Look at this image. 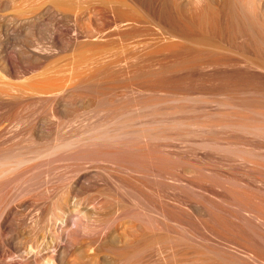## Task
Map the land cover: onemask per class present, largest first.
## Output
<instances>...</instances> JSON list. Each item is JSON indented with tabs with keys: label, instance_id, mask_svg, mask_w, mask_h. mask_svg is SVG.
<instances>
[{
	"label": "bare ground",
	"instance_id": "6f19581e",
	"mask_svg": "<svg viewBox=\"0 0 264 264\" xmlns=\"http://www.w3.org/2000/svg\"><path fill=\"white\" fill-rule=\"evenodd\" d=\"M245 79L264 84V0H0V264H264L259 187L228 191L236 150L207 139L189 163L151 144L169 138L154 125L100 124L133 86L128 102L147 92L197 127L256 136L264 87ZM214 150L223 161L204 169ZM116 158L151 162L154 191L116 204Z\"/></svg>",
	"mask_w": 264,
	"mask_h": 264
},
{
	"label": "rangeland",
	"instance_id": "374dc122",
	"mask_svg": "<svg viewBox=\"0 0 264 264\" xmlns=\"http://www.w3.org/2000/svg\"><path fill=\"white\" fill-rule=\"evenodd\" d=\"M257 82H256V81ZM245 84L250 82V85L252 86H258V82L260 83V81H258L257 79H245L244 80ZM254 82V83H253ZM256 83V84H255ZM116 84V86H119V84ZM255 84V85H254ZM259 87H264L263 83L259 84ZM121 90H123L125 92V99L123 100H116V112L114 113L113 111H108L109 109H106V111H104L101 115L100 118V124H105L108 125L109 128H113L115 129V127L119 128V126L121 127L120 130L116 129V133H140L139 130L141 131V127L145 128L144 126L151 124L150 126L156 127L152 128L150 127L149 129H153V131L155 130V133H166V135H169L168 140H162V141H152L151 144H162L164 145L163 150L166 151L168 153V157L170 158V154L171 153H176L179 155V153L183 152L182 155L184 154L183 158L185 160H187V162L189 163H193L195 162L196 159L195 156L197 157L199 155L200 156V151L203 150H199L197 149L199 146V144H201L202 142L206 141L207 139L210 140H214L216 143H221L224 145L229 146L228 148H232L234 150H236L234 153L229 152L228 156L225 157V161H227V164H229L230 166H228L229 171L231 168V171L228 173V177H230V179L233 181L232 184L228 187V191L230 193H232L233 197L235 198L236 193L237 195H244L241 194L242 192H244L245 194L248 193H255V192H251V190H249V192H246L247 189H244L239 191V188H242L240 183H245V182H249V183H254V185H258L259 187V192L258 190H256L258 194L255 193V195L259 198L262 199L264 196V133H257L256 136H254L256 133H254V135H250L247 133H236V132H231L225 135L223 134L222 131H219V129H210V130H206L203 129V126H198V123H201L202 120H199L198 118H196V116L190 112L187 111H183L182 108L180 107L182 105L181 102H171V103H165V104H161L158 106H156L154 104V102H152V104H154L155 107H152L150 101H147V92H143V98L145 99V101H141L143 103H136V102H128L130 99V96H132L133 94H135V89L133 86H129V88H124L121 87ZM105 98V96H104ZM84 101H86V103L88 102V96L86 95L83 99ZM147 103V104H146ZM150 104V105H148ZM145 106H149L150 109L146 108ZM174 109H179L181 110V112H171V110ZM127 110V111H126ZM123 112H130L127 113L128 115H126V117L124 116L125 114ZM155 113V115H151L153 113ZM124 115H123V114ZM120 114V116H119ZM122 114V115H121ZM116 118H115V116ZM114 116V117H113ZM113 118V120H111ZM128 119L129 122V128L126 126ZM218 119V118H216ZM260 119V118H259ZM116 120V122H115ZM262 120V119H261ZM260 120V121H261ZM264 120V119H263ZM263 120L261 121L263 124ZM126 121V122H125ZM190 122L191 124L187 127V125L184 127H179L181 125H185V122ZM259 121V120H258ZM125 122V123H124ZM179 122L182 124L179 125ZM204 122V121H202ZM207 122V121H205ZM124 123V129L122 128L121 124ZM91 124V117L90 114H85L84 117V129L85 131L88 130L89 126ZM172 124H174L173 126H171ZM178 124V126H177ZM176 125V126H175ZM192 125V126H191ZM264 125V124H263ZM147 126V129H148ZM173 128H171V127ZM175 127H179L174 128ZM127 127V128H125ZM170 127V128H169ZM200 127V128H199ZM141 128V129H140ZM199 128V129H198ZM207 128V127H205ZM146 129V128H145ZM208 129V128H207ZM149 131V130H148ZM147 131V132H148ZM222 134L225 136V138H223L224 136L221 135ZM264 132V131H263ZM69 133H78V130L75 127H71ZM179 135L180 139H178L179 137L177 136V138L175 137L176 135ZM171 137V138H170ZM228 138V139H226ZM135 145V143H133ZM139 144V143H138ZM134 145H130L131 147H133ZM136 146V145H135ZM134 146V148H135ZM138 146V147H137ZM136 148H139V145H137ZM141 146V145H140ZM130 147V148H131ZM133 148V149H134ZM136 148L133 150L131 148V153L132 152H139L138 150L136 151ZM229 149V150H230ZM133 150V151H132ZM140 150V149H139ZM192 150H196V154L195 156H193L195 153L194 151L192 153H194L192 155V157L189 154V152L191 153ZM233 150V151H234ZM181 151V152H179ZM189 151V152H188ZM200 152V153H197ZM206 152V150H204ZM141 152V150H140ZM184 152H188L187 156L191 157L190 159L186 156V153ZM241 152V153H239ZM136 153V155H137ZM144 154H147L148 152L143 151ZM239 153V154H236ZM139 154V153H138ZM201 154H204V152H202ZM236 154V155H235ZM241 154V156L244 157V159L246 158L247 160H244L243 157H239ZM135 155V154H134ZM205 155V154H204ZM139 157V155H138ZM194 157V158H193ZM188 158V159H186ZM194 160H193V159ZM222 158V157H221ZM243 160H241V159ZM118 158H116V204L117 201H119L121 198L122 199H127V198H132V197H137V196H141L143 197L144 194H146L147 196L150 195L151 191H154V188H152V186L155 183V178H153L150 173L153 171V169H150V163L148 161H144V162H139L140 160L137 159L138 162H136V160L134 161V166L132 165V168L130 169L129 164L127 165L126 162L125 164L122 162H120L119 160H117ZM204 159H208V158H204ZM211 159V160H210ZM220 156L219 153L214 150L212 152V157L210 156L208 160H204L202 162H198L201 166L204 167V169H213L214 166H216L217 164L219 165V163L221 161H223V159L219 161ZM227 159V160H226ZM219 161V163H218ZM223 162V163H224ZM107 163L105 162V164H100L101 166H105ZM137 164V165H136ZM212 164H214L212 166ZM136 165V166H135ZM157 165L156 162H154V164L152 163L151 168L155 167ZM217 165V166H218ZM136 167V168H135ZM218 169V167H216ZM192 168H190V166H188V169H185V167H179L178 168V173L183 175V178H192L194 177L192 175ZM214 169V170H217ZM186 170V171H185ZM151 171V172H150ZM194 171V170H193ZM230 175V176H229ZM258 181V182H257ZM231 182V181H230ZM257 182V184H255ZM248 183V184H249ZM240 184V186H239ZM251 185V184H250ZM253 185V184H252ZM257 187V188H258ZM168 195L172 196V195H178L179 191L178 190H172V191H168ZM240 192V194H239ZM248 195L249 196H252ZM235 195V196H234ZM242 197V196H241ZM240 197V198H241ZM244 197V198H243ZM242 197V201L246 200L245 198H247V194L245 196ZM239 198V196H237V199ZM239 198V200H240ZM244 199V200H243ZM249 199V198H248ZM99 200V202L102 200L101 197H98L96 199H94V197H90L89 199L86 200V204H92V202H95ZM247 201V200H246ZM231 204L233 202H230ZM229 206V210L230 211H237V207L234 205H236V203L233 205ZM236 208V209H235ZM106 209L103 210L102 213L105 212ZM107 211V210H106ZM105 215V213H104ZM238 239L234 240L232 239L231 245L235 246L236 248H238L239 250H244V248L240 245V243L237 241Z\"/></svg>",
	"mask_w": 264,
	"mask_h": 264
}]
</instances>
